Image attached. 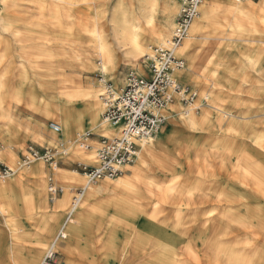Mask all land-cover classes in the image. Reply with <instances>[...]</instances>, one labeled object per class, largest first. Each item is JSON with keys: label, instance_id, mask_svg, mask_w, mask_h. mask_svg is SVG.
I'll list each match as a JSON object with an SVG mask.
<instances>
[{"label": "bare ground", "instance_id": "6f19581e", "mask_svg": "<svg viewBox=\"0 0 264 264\" xmlns=\"http://www.w3.org/2000/svg\"><path fill=\"white\" fill-rule=\"evenodd\" d=\"M72 1L0 0V28L2 31H7L5 26L9 20L6 13L10 12L8 11L10 8H17L15 11L26 9L36 12L38 9L39 12L43 6L49 7L61 13L62 17H56L55 20L66 22L69 19L68 5H71ZM231 1L235 3L231 6L235 11L240 10L241 6L238 4H244L240 3V0ZM136 2L137 8L134 10L123 8L121 1L112 10H108V32L99 29L90 31L89 56L85 57L82 62L79 56H75V59L79 61L77 62L79 68L77 75L72 79L70 77L69 80L60 79L58 82L60 91L57 95L49 94L40 99L42 113L49 118L54 117L58 122L59 132L50 130L51 132L58 134L61 126L68 128L70 122L74 120L73 103L82 101L89 105V118L85 126L79 122V119L76 120L77 136L82 135L81 132L106 137L116 135L118 125H111L102 119L104 105L97 100H100L103 90L94 84H92L93 87L92 85L86 87V90L82 89L79 80L82 78L80 77L81 71L94 74L99 72L104 78L108 70L113 68L115 50L127 62H136L144 53L143 45L146 41L155 47H168L176 26V18L180 12V3L176 0H136ZM203 2L199 8L200 17L193 20L187 39L175 51L177 58L186 56L193 45L194 38H190L189 34L199 32L202 22L212 18L213 10L205 8ZM206 2L209 4L212 0H206ZM244 5L249 6L251 11L256 12V7H258L264 12V0L256 2L247 0ZM197 19L199 21L195 22ZM262 24L264 25V22ZM2 34L5 35L1 32L0 39L4 41L6 37ZM107 34L111 37L112 44L107 43ZM14 36L17 37V35ZM0 44L4 48L0 54V111L5 113L6 110L2 108V105L4 103L3 92L6 88L8 55H6V45L3 42ZM146 56L149 57L148 52L143 55L142 64L144 66L141 65L140 70L135 67L140 73L136 71L131 73L136 76L147 75L145 64L149 58ZM94 58L99 61L98 68L92 63ZM182 60L184 62V59ZM252 67L256 68L257 65L252 64ZM184 70L185 62L183 70L177 74L178 79H185L187 72H191L187 68L185 74ZM115 83L122 87L112 89L117 95L124 89L127 80L120 77L115 79ZM68 87L73 88V91H67ZM194 91L197 96L192 107L184 109V106L175 102L167 105L163 112L165 114L167 109L173 119L176 118L178 122L176 126L182 127L186 134L196 130L213 133L211 136L217 142L211 147L215 151L211 150V152L202 146L204 149L199 148L195 145L196 143L188 145V136L180 137L181 139L176 138V131L173 130L175 127L167 132L171 137L172 145L177 146L178 149L182 148L184 165L181 166L189 170L184 176L186 181L190 179L189 175L194 174L195 170L202 181H199L197 185L196 182L192 185L186 183L176 189L172 185L178 177L176 175L178 171L172 174V180H170L172 184L165 186L154 184L151 179L141 174H135L131 178L124 176L113 182L104 179L101 182L98 181L96 185L87 184L85 179V185L82 187L84 192L79 203L74 208L69 206L68 223L77 226L73 231L68 232L71 238V242L68 241L71 254L66 264H264V151H262L264 150V135H248L239 140L241 143L244 140H250L252 143L250 146L259 149L253 152L248 151L245 161H240L239 157L232 158L234 155L229 151L224 154L217 147L225 146L222 148L226 150L227 145L233 146L235 140L230 136L219 138L214 134L215 127L212 119L208 118L207 110L201 118L194 115L197 106L201 107L198 93ZM200 97L208 99L205 94ZM5 99L19 102V93L13 91ZM85 130L86 132H83ZM161 137L162 135H155L151 139H141L137 142L138 151L132 167L140 163L143 165V170H148L149 166L146 163L152 158L150 154L152 144L155 139ZM95 143L97 142L92 141L94 145L90 151L94 150ZM178 149H175L173 155L179 153ZM165 150L168 151V149ZM56 151L57 161L66 155L61 148ZM87 154L86 162H89L95 158L96 153L93 151ZM2 155L0 151V157ZM212 156L215 159L213 162L216 161V165L219 163L217 168H214L209 161ZM57 161L53 164L54 166L48 165V167L56 168ZM8 163L14 169L8 167L11 173L7 179L13 176L33 174L41 162L30 160L24 163L22 161L25 167L21 163H17L16 166L12 159ZM157 166L159 169L167 170L162 163H157ZM126 167L123 168L124 173L129 169ZM38 170L44 182L43 176L46 171L42 166ZM164 175L168 176V174ZM78 176L75 182H82L84 177ZM208 177L216 179L217 182L206 185L205 180ZM50 178L53 180L52 176ZM105 194L108 197L97 200L98 196ZM144 194L146 195L145 200L137 197L144 196ZM66 199H68L67 195L63 196L58 206L64 207ZM0 207L8 208L3 205ZM74 214L77 215L76 221L72 218ZM58 226V223H54V226H46L43 234L51 235ZM83 233L87 236L83 237ZM65 235L67 238L66 233ZM52 244L55 251L59 244L58 239L56 238Z\"/></svg>", "mask_w": 264, "mask_h": 264}, {"label": "rangeland", "instance_id": "374dc122", "mask_svg": "<svg viewBox=\"0 0 264 264\" xmlns=\"http://www.w3.org/2000/svg\"><path fill=\"white\" fill-rule=\"evenodd\" d=\"M120 1L122 7L126 10H134L137 8L136 0H73L71 5H68L69 19L66 22L55 20L56 17L61 16V13L55 9L52 10L51 8L45 6L40 8L39 12L38 9L36 12L26 9L15 11L17 8H10V10H8L10 12L6 13L8 17L7 19L10 22H8L7 26H5L7 31H2V28H0V33H5V35H2L6 37L4 41L0 39V42H3L6 45V55H8V62L6 64L8 70L5 76L6 88L3 92L4 103L2 105V108L6 110V112L3 113L0 111V113H2V115H0V151L3 153L0 157V164L11 167L12 165L8 163L11 159L13 163L15 162L16 166L17 163L22 164V159L24 158L28 147H34L40 150H52L54 152L56 149L59 150L61 148L66 152V155L60 157L58 161L56 156V168H50L49 170L46 163H42V161L37 160L42 164H38L39 167L37 166L35 173L13 176L12 178L6 180L9 183L16 182L15 188L11 191L13 196L16 198L15 207L21 211L19 213L20 217H18V214H12L8 208L2 209L0 207V244H2L0 246V252H7V250L10 252L8 254L9 256H7L8 258L6 259V264H19V255L26 258L25 264H41L46 252L52 246L53 241L56 238L58 239L60 231L64 234L66 233L67 238L66 240L58 239L59 246L57 245L55 249L58 254L57 261L61 264H66L67 259H69L71 246L68 241L71 242V238L68 232L71 230L73 231L77 226L76 224L68 223L69 196L67 195L68 199H66L67 202L64 207L58 206L62 197L59 199L52 198L48 194L47 187L49 183L48 181L45 182V177L47 178L50 174L54 183L56 185H61L64 188L65 193L63 196H65L67 191L72 188H82L85 185V178L84 180L82 178V182H75V180L79 178L78 175H80L77 171V164L90 166L94 165V156V159L86 162L88 158L87 153H93V151L96 153L95 151L98 145L95 143L94 150H89L87 152L77 150L74 145L78 138L76 120L79 119V122L85 126L89 118L88 112L90 109L88 108L89 105H87L86 102L75 101L73 103L74 105L72 108L75 109L74 120L70 122L68 128L61 126L60 133L55 134L50 131L49 124H57L58 122L54 119V117L49 118L42 113L40 99L42 97H47L49 94L57 95L58 91H60V86L58 84L59 80H69L70 77L72 79L77 75L79 69L77 67V62L79 61L75 59V56H79L78 58L81 62L85 57L89 56L91 51L89 44V32L97 29L108 32V10H112V8L116 7ZM214 1H216V3L220 6L224 4V0ZM251 1L256 2L257 0ZM246 2L247 0H240V3L245 4ZM234 4L235 3L230 0V7ZM244 4H238V6H245ZM203 6L207 8L208 2H206V0L203 2ZM256 8V12L250 10V19L254 20L253 22L262 24L264 22V12L260 8ZM239 9L240 10H236V12L239 16H243L244 13L242 12L241 7ZM227 13L228 11L223 9L216 11L213 10L211 17L216 16V19L224 20L223 15H226ZM198 21L199 20L197 19L195 22ZM200 31L201 29L199 32ZM14 35H17V37ZM189 35L190 38H195L197 33L193 34L191 32ZM106 40L107 43L112 44V39L108 34L106 35ZM262 41V44H264V40ZM262 44H259L258 47H264ZM154 47L155 46L146 41L143 45L144 53L142 54L141 59H138L136 62H127V60L124 59L123 56L117 52V50H115L114 65L113 68L108 70L106 77L103 78L99 72H95L96 74H94L81 71L80 77L82 78L79 79L81 82V88L86 90V87L94 84V86H99V89L103 90V82L104 84L109 83L113 90H116V88H122L121 86L116 85L115 79L121 77L127 80V75L130 72H135L136 68L137 70H140V68L144 66L142 64L144 61L143 55L145 52L146 54L147 52L149 53L150 49ZM192 47L193 45L186 53V56L178 58H182L188 62V65L185 66L183 73L186 74L187 68L193 72L191 73L188 71L189 73L187 72V77H185V79H179V81L181 80L186 83V85L191 87L193 90H196L198 93V99L200 100L199 104H201L199 106L201 107L197 106L194 111V115L197 118H201L204 111L207 110L210 113H208V118L212 119L215 127L214 134L219 138L230 136L235 140L233 146L227 145L226 150H223L222 148L225 146H220L221 148L217 147V149L224 152V154L229 151L234 155L232 158L236 157L237 159L239 157L240 161H245L248 151L253 152L259 149L250 146L252 144L250 140H244L242 143L239 140L247 137L248 135H264V103L261 104V108H258L256 111L260 113V117L258 119L248 118L244 121H238L234 115V101H230L229 105L227 102V90L229 89L228 85L230 84V78H228V74L225 69L222 71L223 66L226 68L227 61L222 60V55H219L220 58L216 63V65L218 64V68H214L213 71H211L212 73L214 72V75L211 77L203 76V73L209 72L206 70H199L197 66L190 64ZM2 49H4L3 45L0 44V54H2ZM95 59L96 58L92 60V63L96 68H98L97 66H99V61L98 59ZM220 64H223V66ZM190 66L193 67L190 68ZM254 71L257 73L260 72L259 70ZM102 80L103 82H100ZM185 80L187 82H185ZM240 81L242 82V80ZM91 87H93V85ZM13 91H17L19 93V102H11L8 99H5L6 96L11 95ZM67 91H73V88L68 87ZM203 94L208 96V99L203 97L201 98L200 96H203ZM236 100H240L238 96L236 97ZM97 101L101 104V97L100 100L98 99ZM210 105H212V107H209ZM8 106L9 108H7ZM187 107L192 106H184V109ZM165 112L166 116L169 118L168 125L156 135L167 133L175 127L173 130L176 131V138L181 139V136H188V145L191 146L196 143L195 145H198L199 148L204 147L205 150L215 151V149L211 147L215 145L217 141L211 136L213 134L212 132L196 130L186 134L182 127L176 126L178 125L176 118L174 117L173 119L167 109ZM83 132H86V130ZM81 134L83 133L81 132ZM93 145L94 144L91 142V148H93ZM169 148H171V151H167L164 156L159 154L161 156L159 158L161 160L163 159L164 162L162 161V166L167 168L169 174H175L174 172L178 171L176 174L178 177L172 186L177 189L180 188V186L186 185V183L188 185H192L196 182L197 185L199 181H202V179L196 174V170L194 174L189 175L190 179L186 181L184 176L188 174L189 170L186 167H182L184 165L182 148L178 149L177 146H174V148L171 146L165 147V149L168 150ZM175 149H178L179 153L173 155V153H175ZM68 159H74L76 162L73 161V163H69L68 166H63L61 162ZM151 160L148 159L149 162H151ZM213 160L215 159L212 156L209 161L214 168H217L219 163L216 165V161L213 162ZM134 162L126 168L132 167ZM41 166L46 171L43 176L44 182L41 180L38 170ZM23 167H25V165ZM11 169H14V167H11ZM13 173L14 171L12 170V174ZM17 173H15V175ZM164 174L167 173H161L158 175V178L162 180V178L165 177ZM124 176L122 175L117 179L115 178L107 181L113 182L123 178ZM170 180H172V178ZM37 182H39L41 186L43 182V198L46 203L43 207L38 205L41 200V193L39 192ZM169 182L166 185L172 184ZM205 182V184L208 185L216 183L217 180L208 177ZM116 195L119 194L116 193ZM46 197L48 199V205ZM106 197H108L106 194L101 195L97 197V200H103ZM137 197L141 200H145L146 195L144 194V196ZM72 218L75 220L77 215L74 214ZM54 223L59 224L56 231L54 230V232L49 236L43 234V229H46V226L48 225L54 226ZM7 233H9V236H6ZM82 235L83 237L87 236L86 233H83ZM60 244H62V246H60ZM20 250H24L25 253L23 251L20 252ZM65 251L68 253L65 254Z\"/></svg>", "mask_w": 264, "mask_h": 264}, {"label": "built area", "instance_id": "2783aa9c", "mask_svg": "<svg viewBox=\"0 0 264 264\" xmlns=\"http://www.w3.org/2000/svg\"><path fill=\"white\" fill-rule=\"evenodd\" d=\"M180 3V12L168 47L150 49L149 61L146 63L148 76L127 75V84L117 95L109 83H103L101 95L104 105L102 119L111 125H118L116 135L101 136L97 142L95 165L77 164V171L86 179L87 184L112 180L122 176L123 168L133 163L138 151L137 142L151 139L168 125L169 118L163 110L169 104L178 102L183 106H191L196 99V92L177 78L184 68L182 59L175 57V51L187 39L189 28L199 16V8L203 0H176ZM198 111V109H197ZM49 129L59 132L56 123H50ZM92 134L84 133L75 141L77 150L87 152L91 149ZM57 152L28 147L22 161L40 160L50 167L56 162ZM54 166V165H53ZM10 169L0 164V182L10 175ZM47 192L52 198L63 194L64 189L50 183ZM83 188L72 192L70 208L80 201ZM59 240H65L64 233L58 234ZM54 245L49 248L42 264H61Z\"/></svg>", "mask_w": 264, "mask_h": 264}, {"label": "crops", "instance_id": "0c3cea01", "mask_svg": "<svg viewBox=\"0 0 264 264\" xmlns=\"http://www.w3.org/2000/svg\"><path fill=\"white\" fill-rule=\"evenodd\" d=\"M229 4L230 0H224V4L221 6L214 0L208 4L207 8L214 11L220 9L225 11L229 9V11L226 15H223L224 20L216 19V16H213L207 21L202 22L200 25L201 31L197 32V36L194 38V44L191 49L192 57L190 59V64L197 66L199 70H206L210 73H203V76L211 77L214 75V72L212 73L211 71H213L214 68H218V64L216 65V63L220 58L219 55H222V60L227 61L226 68L223 64H220L223 66L222 71L225 69L227 71L228 78H230V84L228 85L229 89L227 90L228 105L230 101H234V115L238 121H244L248 118L258 119L260 117V113L256 111L258 108H261V104L264 103V50H262L264 47H258L259 44L263 43L262 40H264V31H262L264 30L263 24L253 22L254 20L250 19L249 6H241L244 14L243 16H239L238 13L233 10L234 8H231ZM184 62L185 66H187L188 62L186 60H184ZM252 64L257 65V67H252ZM253 69L259 70L260 72L257 73ZM147 76L148 70L147 75L142 77ZM239 79L242 80V82ZM237 96L240 99L239 101L236 100ZM100 137L101 136L94 135L92 137V141L98 142ZM169 137L170 135L168 133H164L161 138L154 140L152 144V151H150L152 157L151 159L154 160V163L152 161H147L146 164L149 166L148 170H143V165L139 163L137 166L129 168L126 173L123 172V176L125 175L128 178H131L135 174H141L146 178L151 179L154 184L156 183L158 185L165 186L170 181L172 174H169L167 170L163 171V169H159L157 163H162L163 159L161 160L159 157H161L160 155L164 156L167 152L165 150L166 146L174 147L171 143V137ZM181 137L184 138V136ZM170 149L171 148H169L168 151H171ZM73 161L76 162L74 159L63 160L61 164H63V166H68V164L73 163ZM48 169L50 170V167H48ZM165 172H167L168 176H165L162 180H160L158 175ZM50 177V174L47 178L45 177V182L48 181L49 184H54V181ZM37 183L39 192L41 193V200L38 205L43 207L46 204L43 198V190L39 182ZM15 185L16 182H0V205L7 206L12 214H18V217H20L19 213L21 211L15 207L16 198L13 196L11 191L15 188ZM56 186L62 187L61 185ZM76 189L78 188H72L67 191L66 195L69 196L68 204H70L72 192ZM64 193L65 190L63 194L57 196L56 198L59 199L63 197ZM46 200L48 205L47 197ZM6 236H9V233H7ZM1 245L2 244H0V246ZM60 246H62V244H60ZM21 251L24 252V250H20V252ZM9 253V250H7V252H0V264H6V259L8 258L7 256H9ZM18 261L19 264H25L26 258L19 255Z\"/></svg>", "mask_w": 264, "mask_h": 264}]
</instances>
